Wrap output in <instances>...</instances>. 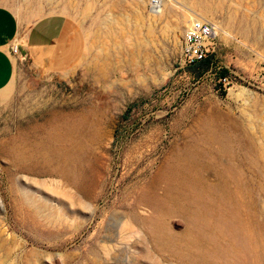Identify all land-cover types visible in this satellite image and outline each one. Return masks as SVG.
I'll return each instance as SVG.
<instances>
[{
    "label": "rangeland",
    "instance_id": "rangeland-1",
    "mask_svg": "<svg viewBox=\"0 0 264 264\" xmlns=\"http://www.w3.org/2000/svg\"><path fill=\"white\" fill-rule=\"evenodd\" d=\"M199 1L175 0L154 23L148 0L140 23L152 58L112 46L101 77L94 61L108 16L133 15L140 0H0L25 27L72 16L86 39L61 73L18 58L0 91V264H264V88L253 77L264 0ZM186 12L235 35L220 34L201 74L179 65ZM236 24L257 36L245 40ZM224 70L236 77L227 88ZM80 131L91 134L78 151ZM61 144L78 159L64 170L52 154Z\"/></svg>",
    "mask_w": 264,
    "mask_h": 264
},
{
    "label": "crops",
    "instance_id": "crops-1",
    "mask_svg": "<svg viewBox=\"0 0 264 264\" xmlns=\"http://www.w3.org/2000/svg\"><path fill=\"white\" fill-rule=\"evenodd\" d=\"M24 24L10 7L0 5V91L16 75L19 57L11 53L12 44H19L33 69L46 73L69 70L84 54L86 39L72 16L54 12Z\"/></svg>",
    "mask_w": 264,
    "mask_h": 264
},
{
    "label": "bare ground",
    "instance_id": "bare-ground-1",
    "mask_svg": "<svg viewBox=\"0 0 264 264\" xmlns=\"http://www.w3.org/2000/svg\"><path fill=\"white\" fill-rule=\"evenodd\" d=\"M147 1L148 0H140V5L137 7V9H136V11H135V13L133 15H131L132 13H130L129 15H126V14L123 15L122 14V16H115L114 14L111 13L108 16V19L106 20V24H108V25H106L105 28H104V36H105V39H102L101 43L99 45H97V48H96L98 50V54L100 56L97 57V60L96 61H94V63H95L94 66H96V70L98 71V75L99 76H101V77H105L106 76V72H105V69H104V65H106V62L110 58V48L112 46H115V45H122L124 43H127L128 46L131 48V51H132L133 56H136L137 55V57H138L139 55H142L144 57L143 58L144 61L142 63H146V61L150 60V57L152 55V48L154 47V45L151 48V44L150 43H151L152 40H150V38L144 36L143 30H142V25L140 23V20H144V14L143 13H144V9L146 7V2ZM174 2H175V0H163V5L160 8H158V9L151 8L150 9V12H149L150 13L149 16H150L151 20H154V23H155L158 20H160L163 17H165L172 10V7L174 6ZM202 10H204L205 13H208V11H206L205 9H202ZM184 15H185L184 16V20L185 21H183L181 24H188V22L190 20L192 21L193 19L198 18V19H201V20L210 21V22L215 23L217 25L218 29H219V33L225 39L229 40V37L230 36L231 37H235V35L231 31V29L229 30L228 27H224L221 23H218V22L214 21L212 18L208 17L207 15H203L201 13H193V14H191L189 12H186ZM152 22L153 21H151L150 24H149V27L150 28L153 25V24H151ZM159 22H161V21H159ZM128 23H133V24H128ZM180 27H181V25H180V21H179V22H177V24L175 23V25L173 27V31L176 32V29H179ZM237 29H238V25H237ZM239 29H240L241 35L244 37L245 40H248L250 37H252L251 35H254L256 33V32H253V30L250 29V27L248 26V24H239ZM119 33L123 34V37H124L123 38L124 41L121 42V44H118L117 41H113L112 40L113 39V36H115L116 38H118L116 35L119 34ZM149 34H150L149 36L151 37L152 34H151L150 31H149ZM101 55H103V58L102 59H101ZM99 61H101V62L103 61L105 64L104 65H102L101 63L99 64ZM142 63H141V65H142ZM146 64H148V63H146ZM146 64H143V65L146 67ZM149 65H148V67H149ZM159 65L160 64H157L156 65V66H158L157 68H159ZM158 70L160 71L161 69L159 68ZM160 74L162 75V78L165 79L167 73H165L163 70H161L160 71ZM151 81H154L153 83H155V82H159L160 79L153 77ZM247 92H248V90L246 88L241 87L240 88V91H238L236 93L239 94V95H242L243 93L245 94ZM50 133L53 136L56 134L54 130H50ZM90 134H91L90 131L89 132L88 131H85V132L80 131L78 133H75L74 136L72 135L73 136V139L71 141L72 145H70L72 147V149H79L78 151L84 150V148L86 146V143H88L87 142L88 139L90 140V137H89ZM60 135H61V132H60ZM44 143H45V141H44ZM62 143H64V142H62ZM54 144H55V142H54ZM61 145L59 146V149L56 150L54 153L52 152V154H53V157L56 158V162L58 163V165H57L58 168H61V169L64 170V168H65V166L67 164L73 165L74 162H77L78 161V159H76V158L74 159L73 158L72 150L69 149V147H67L66 144H61ZM42 149H45V148H42ZM48 150H49V143H48ZM33 151H34V149H33ZM35 151H36V149H35ZM40 151H41V149H40ZM29 153H30V151H29ZM47 156H49V155H47ZM51 158H52V156H51ZM48 160H49V158H48ZM53 164H55V163H53Z\"/></svg>",
    "mask_w": 264,
    "mask_h": 264
},
{
    "label": "built area",
    "instance_id": "built-area-1",
    "mask_svg": "<svg viewBox=\"0 0 264 264\" xmlns=\"http://www.w3.org/2000/svg\"><path fill=\"white\" fill-rule=\"evenodd\" d=\"M149 5L150 9H158L163 5V0H150ZM219 36V29L215 23L198 18L193 19L185 28L182 36L179 56L180 67L196 64L209 56L215 55L218 51ZM11 53L22 60L25 59L20 52L19 44H12ZM253 77L264 88V60H261L259 65L256 66ZM235 78L231 74H225L220 76L219 82L227 88L233 84Z\"/></svg>",
    "mask_w": 264,
    "mask_h": 264
},
{
    "label": "trees",
    "instance_id": "trees-1",
    "mask_svg": "<svg viewBox=\"0 0 264 264\" xmlns=\"http://www.w3.org/2000/svg\"><path fill=\"white\" fill-rule=\"evenodd\" d=\"M213 58H214V55L209 56L206 59H203L197 62L196 64L188 66V68L190 69V71L194 73L201 74L202 72L206 71L212 65ZM225 74H226V70H224L221 73V76H224Z\"/></svg>",
    "mask_w": 264,
    "mask_h": 264
}]
</instances>
